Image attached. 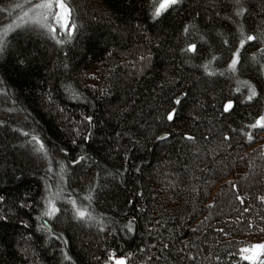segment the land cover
Returning <instances> with one entry per match:
<instances>
[{
	"label": "trees",
	"instance_id": "16d2710c",
	"mask_svg": "<svg viewBox=\"0 0 264 264\" xmlns=\"http://www.w3.org/2000/svg\"><path fill=\"white\" fill-rule=\"evenodd\" d=\"M23 2L0 0V264H250L243 246L264 239V129L250 127L264 0H181L158 19L153 0H66L76 27L55 38L7 30Z\"/></svg>",
	"mask_w": 264,
	"mask_h": 264
},
{
	"label": "snow or ice",
	"instance_id": "6c2138e0",
	"mask_svg": "<svg viewBox=\"0 0 264 264\" xmlns=\"http://www.w3.org/2000/svg\"><path fill=\"white\" fill-rule=\"evenodd\" d=\"M181 0H153V11L152 17L153 19H158L165 13H167L174 6L178 5ZM15 8L21 10V15L17 16V20L12 24L7 26L8 31H12L14 28H19L23 24L31 23L36 25L42 29H46L49 33L52 34L53 38H55V34L57 32V26L60 27L61 30H65L68 32V35L71 36L72 30L75 29L76 25L71 24V30H69V24L72 14V9L66 0H24L23 3H16ZM26 9V10H25ZM7 11V8H0V12ZM240 12L237 13L239 15ZM187 31V29H185ZM7 33L0 32V54H2L5 50V40L4 36ZM243 35V33H241ZM257 37L255 35H247L246 39H242L239 44V48H243L246 41H255ZM60 43V41H57ZM225 44L228 41H224ZM192 52H195L196 45H189V49ZM240 62V52L237 49L236 52L233 53V58L231 63L229 64V69L232 71L236 70L237 65ZM211 74V73H210ZM249 95L247 97L248 101H252L256 98L257 92L255 86H251L249 89ZM181 101L179 99L175 100V104H180ZM234 107L232 101H229L224 106V112H229ZM175 110L169 111L166 114V119L168 121H172L175 118ZM88 120L91 121V117H88ZM252 128H260L264 129V115H260L258 119H256L255 123L250 125ZM24 135H28V133H24ZM188 139H193V137L189 136ZM225 139H229V137H225ZM252 137L249 135V140ZM32 140L35 141L39 145V151H44L45 146L43 142L39 140L38 137L33 136ZM83 159V157H81ZM90 199V198H89ZM72 204L75 209L76 216L79 219H91V213L87 208H80L76 206V201L73 200ZM48 210L45 211L44 215L52 217L55 213L59 211L56 207L55 203L51 200L48 201ZM242 253H245L243 258L245 260L250 261V264H264V244H257L251 246V248H245L241 250ZM114 258V257H113ZM115 264H126L124 259H116Z\"/></svg>",
	"mask_w": 264,
	"mask_h": 264
},
{
	"label": "rangeland",
	"instance_id": "374dc122",
	"mask_svg": "<svg viewBox=\"0 0 264 264\" xmlns=\"http://www.w3.org/2000/svg\"><path fill=\"white\" fill-rule=\"evenodd\" d=\"M257 244H264V239H256V240H254L252 243H249L248 245H245V246H243V248L242 249H245V248H251V246H253V245H257ZM245 255V253H243V256ZM116 259H120V258H115V260Z\"/></svg>",
	"mask_w": 264,
	"mask_h": 264
},
{
	"label": "water",
	"instance_id": "95a60500",
	"mask_svg": "<svg viewBox=\"0 0 264 264\" xmlns=\"http://www.w3.org/2000/svg\"><path fill=\"white\" fill-rule=\"evenodd\" d=\"M262 258H264V257H262Z\"/></svg>",
	"mask_w": 264,
	"mask_h": 264
}]
</instances>
